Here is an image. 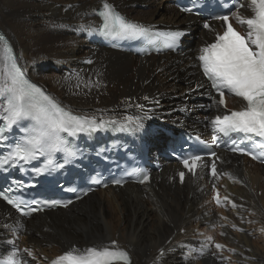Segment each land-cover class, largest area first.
<instances>
[{
    "label": "bare ground",
    "instance_id": "6f19581e",
    "mask_svg": "<svg viewBox=\"0 0 264 264\" xmlns=\"http://www.w3.org/2000/svg\"><path fill=\"white\" fill-rule=\"evenodd\" d=\"M105 3L128 20L147 27L168 20L186 26L190 35L175 54L144 58L94 44L84 34L99 24L95 12ZM143 6L153 10L138 9ZM172 6L170 0H0V31L26 75L82 117L131 118V125L146 133L151 160L162 168L152 171L149 185L93 192L28 222L0 202L1 260L15 252L19 264H49L64 252L86 255L88 248L107 247L126 251L131 264H264V167L219 149L220 178H209L205 166L179 186L178 166L158 151L157 125L188 127L209 138L215 135L213 115L221 112L196 66L197 46L213 41L221 27L198 28L200 20ZM249 13L243 8L235 15ZM3 48L0 41V69ZM34 58L55 74L35 68ZM181 85L189 92L179 91ZM238 102L226 97L227 107ZM3 111L0 102V121ZM173 139L170 133L166 141ZM211 185L228 201L214 205ZM160 248L164 254L157 256Z\"/></svg>",
    "mask_w": 264,
    "mask_h": 264
},
{
    "label": "snow or ice",
    "instance_id": "6c2138e0",
    "mask_svg": "<svg viewBox=\"0 0 264 264\" xmlns=\"http://www.w3.org/2000/svg\"><path fill=\"white\" fill-rule=\"evenodd\" d=\"M251 4L254 6V17L241 21L248 26L247 37L235 31L231 23H227L228 15L216 17L226 22V30L223 34L216 36L215 42L202 49L199 61L202 63L204 75L219 94L221 105L225 103V90L246 102L243 110L232 111L230 115H225L222 119L219 116L216 117L214 124L217 131L225 135L232 132L251 134L264 140V0H251ZM103 8L104 11L100 13L104 22L101 31L105 35L131 38L147 33V29L127 20L111 5L105 3ZM204 27L208 28L209 25L205 24ZM182 35L183 33L179 31L168 33V46H178ZM4 39V36H0V41ZM0 102L6 113L4 119L9 128L20 125L23 121L30 122L26 127L20 128L23 136L9 153L8 158L13 163L21 161L27 163L38 157H44L47 166H53L56 164V153H62L65 158L75 156V152L69 146L70 141L66 140L62 134L95 132L106 127L107 123L103 120L97 122L95 118L73 115L65 110L50 96L45 95L37 85L26 80L15 62L10 67L5 64V67L0 69ZM2 138L0 133V139ZM260 147L264 148V143ZM233 151L237 149L234 148ZM240 151L244 150L240 149ZM248 154L253 159H261L264 162V152L260 156ZM208 155L216 156L214 152ZM190 159L198 161L202 157L194 155ZM183 164L185 168L189 167V159H184ZM211 172L212 175H216L214 162ZM183 176L184 173L181 172V179ZM148 179L149 176L144 175L141 182ZM113 183L121 184L122 181L114 180ZM8 203L14 204L10 199ZM14 206L23 212L20 204H14ZM37 210V208L31 209L32 212ZM112 243L115 245V241ZM216 247L219 249L222 246L217 244ZM116 260L131 264L126 251L110 250L107 247L88 248L86 255L80 256L67 252L54 260L53 264H64V262L67 264H113ZM0 264H19L16 253L13 252L6 261H0Z\"/></svg>",
    "mask_w": 264,
    "mask_h": 264
},
{
    "label": "rangeland",
    "instance_id": "374dc122",
    "mask_svg": "<svg viewBox=\"0 0 264 264\" xmlns=\"http://www.w3.org/2000/svg\"><path fill=\"white\" fill-rule=\"evenodd\" d=\"M109 5H111L112 6V8H114L113 7V5L112 4H109ZM170 5H173L172 4V1L170 0ZM137 6V5H136ZM103 7V5L101 6V7H99V9H101ZM135 7V6H134ZM172 7H174V6H172ZM115 9V8H114ZM138 9H143L144 11H152L153 9H151L150 7H148V6H143V7H138ZM151 9V10H150ZM156 10H158V8L156 9ZM118 11V10H117ZM161 13H163V10L161 9V10H159V11H157V20H160L159 18L161 17L160 16V14ZM132 21H135V20H132ZM161 21H164V19L162 18L161 19ZM165 22V25L164 24H158V25H156V26H151V27H154V28H178V27H180V26H182V24H178V25H174L173 23H170L168 20L167 21H164ZM139 24V23H138ZM140 25H143V24H141L140 23ZM199 27H201V21H199V25H198V28ZM73 28H75V25H73ZM190 35V32L187 34V35H185L184 37H186V36H189ZM191 41H194V38L193 39H191ZM198 48H200V46H197V50H198V54H197V56L199 55V53H200V51H199V49ZM197 56H196V60H197ZM37 59L36 58H34V61H33V65H34V67L35 68H43V72L44 73H47L48 75H53V74H55V70L53 71V70H49V69H47V68H45V64H46V62L45 61H36ZM197 64V63H196ZM34 83H36V82H34ZM37 85H39L40 86V84L39 83H36ZM189 89H190V87L189 86H184V85H181V87H180V90L179 91H181V90H183V91H185V92H189ZM57 102V101H56ZM57 103H59L60 105H62V106H64L66 109H69L70 107H68V106H66L65 104H63V103H61V102H57ZM162 107V106H161ZM168 107H162V111H164V110H166ZM70 111H72V112H74L75 113V111L74 110H72L71 108L69 109ZM96 119V118H95ZM100 118H97L96 120H99ZM159 127L157 128L158 129V131H159V134L157 135L158 137H157V139H160V149L158 150L157 148H155V149H157L159 152H163L164 153V144H165V139H166V135H165V132L163 131V128H167V127H165L164 125H162V124H159L158 125ZM167 129H169V128H167ZM179 129H183V130H190V128H188V127H181V128H179ZM179 129H176V130H174L173 132L175 133L176 131H178ZM170 130V129H169ZM258 195H260V192H258ZM218 229H220V226H218L217 227ZM23 231V233H26L27 232V229H23L22 230ZM74 249V248H73Z\"/></svg>",
    "mask_w": 264,
    "mask_h": 264
}]
</instances>
